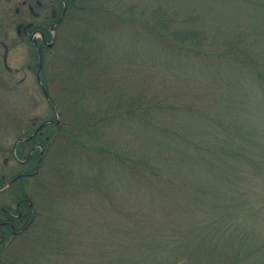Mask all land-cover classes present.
I'll use <instances>...</instances> for the list:
<instances>
[{
    "label": "rangeland",
    "instance_id": "1",
    "mask_svg": "<svg viewBox=\"0 0 264 264\" xmlns=\"http://www.w3.org/2000/svg\"><path fill=\"white\" fill-rule=\"evenodd\" d=\"M38 1L0 0L7 177L14 141L55 117L17 32L61 13ZM50 35L65 137L19 184L39 215L1 264H264V0H77Z\"/></svg>",
    "mask_w": 264,
    "mask_h": 264
},
{
    "label": "flooded vegetation",
    "instance_id": "2",
    "mask_svg": "<svg viewBox=\"0 0 264 264\" xmlns=\"http://www.w3.org/2000/svg\"><path fill=\"white\" fill-rule=\"evenodd\" d=\"M32 1H35L38 8H42L44 5V2L38 0ZM59 2L61 4V13L58 15L55 9L52 11L51 21L53 22L49 29L44 28L41 24L36 25L32 22H27L24 25L21 23L17 30L19 37L28 38L32 44L37 58L36 76L45 96L48 91L41 77L43 51L49 49L52 45L51 42L54 41L50 35V31L56 29L63 21L65 14L71 8L69 5L75 4L77 0H59ZM23 5H27L31 18H39V14L36 13L31 2L26 4L24 1ZM49 8L50 10L52 9L50 5ZM38 78H40V82ZM46 103L52 107L55 117H48L37 126L36 122H33V131L31 133L27 131L23 132L13 143L11 156L20 168V172L13 177L0 174V264L2 263V253L7 244L15 238L21 237L29 230L39 215L38 205L29 195L26 185L19 184L23 183L22 180L33 179L40 174L45 164V157L51 137L52 139L57 137L47 132L48 127H60L58 135L62 138L65 137V132L62 131L60 114L56 112L54 103L51 101H46ZM5 163H7L6 160Z\"/></svg>",
    "mask_w": 264,
    "mask_h": 264
},
{
    "label": "trees",
    "instance_id": "3",
    "mask_svg": "<svg viewBox=\"0 0 264 264\" xmlns=\"http://www.w3.org/2000/svg\"><path fill=\"white\" fill-rule=\"evenodd\" d=\"M74 6V3H72L71 5H69V7H73ZM188 36H191L190 34L188 35ZM192 38V37H191ZM177 39L178 40H185V39H187V38H183V37H177ZM243 57H245V56H243ZM245 61H250V64H252L253 62H252V60H250V58H245ZM52 99V98H51ZM59 129H60V127L59 128H55V127H52V126H49L48 127V132H49V134L50 135H56V136H58V133H59ZM67 132L69 133L70 131L69 130H67Z\"/></svg>",
    "mask_w": 264,
    "mask_h": 264
},
{
    "label": "water",
    "instance_id": "4",
    "mask_svg": "<svg viewBox=\"0 0 264 264\" xmlns=\"http://www.w3.org/2000/svg\"><path fill=\"white\" fill-rule=\"evenodd\" d=\"M48 98V97H47ZM48 100H49V98H48ZM15 145H16V143H15ZM15 145H14V147H15Z\"/></svg>",
    "mask_w": 264,
    "mask_h": 264
}]
</instances>
